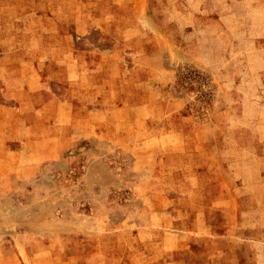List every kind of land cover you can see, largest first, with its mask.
<instances>
[{
	"label": "rangeland",
	"instance_id": "obj_1",
	"mask_svg": "<svg viewBox=\"0 0 264 264\" xmlns=\"http://www.w3.org/2000/svg\"><path fill=\"white\" fill-rule=\"evenodd\" d=\"M0 264H264V0H0Z\"/></svg>",
	"mask_w": 264,
	"mask_h": 264
}]
</instances>
